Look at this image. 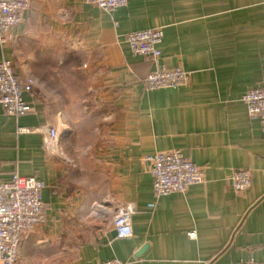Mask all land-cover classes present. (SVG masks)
Segmentation results:
<instances>
[{
	"label": "crops",
	"instance_id": "obj_1",
	"mask_svg": "<svg viewBox=\"0 0 264 264\" xmlns=\"http://www.w3.org/2000/svg\"><path fill=\"white\" fill-rule=\"evenodd\" d=\"M157 27L160 63L188 71V84L145 86L154 64L124 36ZM12 33L0 59L34 84L23 93L29 112L0 106V180L17 171L45 184L43 222L15 264L264 261V135L241 100L264 84V0H128L109 12L31 0ZM64 65L86 76V97L72 89L44 99L43 82ZM45 126L58 130L53 148ZM172 149L203 168L204 182L156 198L144 156ZM240 168L251 184L236 192L230 175ZM127 202L136 207L132 234L116 238L112 214Z\"/></svg>",
	"mask_w": 264,
	"mask_h": 264
},
{
	"label": "built area",
	"instance_id": "obj_2",
	"mask_svg": "<svg viewBox=\"0 0 264 264\" xmlns=\"http://www.w3.org/2000/svg\"><path fill=\"white\" fill-rule=\"evenodd\" d=\"M104 11L126 5L128 0H83ZM31 0H0V46L15 41L13 29L23 20V14L30 7ZM115 24H117L115 22ZM163 32L161 28H146L125 34L133 54L149 58L154 68L147 73L144 83L149 89L175 88L188 84L190 73L181 66L167 67L161 64L160 49ZM34 80H20L11 61L0 59V106L10 115H20L30 111L23 100V93L30 92ZM250 119L257 120L264 135V84L249 88L241 97ZM26 130V129H22ZM45 146L53 148L58 140V130L45 126ZM149 163L154 197L174 192H184L189 186L204 182L203 168L185 156L179 149L158 151L144 156ZM233 190L241 192L251 184L250 170L235 169L230 175ZM45 184L34 175L10 174L6 181L0 180V263L15 264L19 246L26 234L43 222L44 204L42 189ZM153 203L149 207H153ZM136 207L132 202L118 206L112 216V229L116 238L132 234V215ZM194 231L188 232L193 237ZM96 264H127L118 258L107 259ZM240 264H264L248 256Z\"/></svg>",
	"mask_w": 264,
	"mask_h": 264
},
{
	"label": "rangeland",
	"instance_id": "obj_3",
	"mask_svg": "<svg viewBox=\"0 0 264 264\" xmlns=\"http://www.w3.org/2000/svg\"><path fill=\"white\" fill-rule=\"evenodd\" d=\"M64 68L65 69L62 73L58 70L57 77L53 76L49 80H45L43 82L44 89L46 92V94H42V96L45 97L44 99H47L49 101L50 98L54 99L56 96L59 97V94L61 95L63 93L65 96H67L66 93H68V96L70 97L72 89H75L74 93L79 91V93L81 94L79 95L80 97H86V89L88 82L83 72L81 71L80 75H76L72 74L71 68L66 67V65H64ZM57 69L58 68H53L52 71L56 73ZM114 213L112 214V216L114 215Z\"/></svg>",
	"mask_w": 264,
	"mask_h": 264
},
{
	"label": "water",
	"instance_id": "obj_4",
	"mask_svg": "<svg viewBox=\"0 0 264 264\" xmlns=\"http://www.w3.org/2000/svg\"><path fill=\"white\" fill-rule=\"evenodd\" d=\"M111 234H112V236H115V231H114V230H112Z\"/></svg>",
	"mask_w": 264,
	"mask_h": 264
}]
</instances>
